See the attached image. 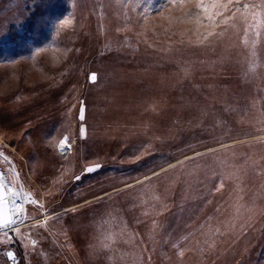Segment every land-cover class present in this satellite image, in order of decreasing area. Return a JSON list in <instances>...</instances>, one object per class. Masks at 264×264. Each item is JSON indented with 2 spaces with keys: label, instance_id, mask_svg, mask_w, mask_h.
<instances>
[{
  "label": "rangeland",
  "instance_id": "374dc122",
  "mask_svg": "<svg viewBox=\"0 0 264 264\" xmlns=\"http://www.w3.org/2000/svg\"><path fill=\"white\" fill-rule=\"evenodd\" d=\"M199 2L74 0L50 44L0 60V171L42 205H27L22 235L0 231V264H238L253 243L251 213L263 202L264 179L236 189L247 209L229 221L226 204L215 199L220 191H209L212 183L207 190L202 178L223 172L218 185L234 175L224 167L200 174L192 164L199 170L210 152L264 136L254 134L264 131V109L263 117L235 118L234 104L207 92L227 80L257 85L264 78V17L249 16L247 33L238 23L219 36L222 17L207 19L218 9L203 0L209 11L197 14ZM24 3L0 0V44L11 25L26 22ZM197 70L198 78H225L203 85L192 79ZM65 136L71 149L62 152ZM45 213L56 218L45 222ZM250 219L249 229L230 233ZM252 252V264H264V239Z\"/></svg>",
  "mask_w": 264,
  "mask_h": 264
},
{
  "label": "trees",
  "instance_id": "16d2710c",
  "mask_svg": "<svg viewBox=\"0 0 264 264\" xmlns=\"http://www.w3.org/2000/svg\"><path fill=\"white\" fill-rule=\"evenodd\" d=\"M73 1L74 0H25V9L28 13L27 20L23 25L10 26L8 38L4 43L0 44V60L16 58L21 55L30 53L36 48H43L44 46L50 44L53 40L57 25L62 19L70 14ZM200 70H197L196 73L191 76L192 79H198L199 82H201L203 85H206L210 80H213V82L216 81L217 84L218 80L222 81L221 79L223 77L225 78V76L217 77V79L208 77L198 78L197 73ZM259 76L260 77L258 81L260 82L257 85H254L255 83L252 84L247 82L242 83L241 85H236L233 82L227 80L228 83L224 84L223 87L219 86L216 88H207V92L208 94H213L215 92L217 94L215 95L216 98H221L222 101H228L229 103L234 104L230 107V111L234 110L235 118L236 116H241V118L244 119H252L255 118L252 115H255L257 113H261V117H263L264 113L262 114L261 110L264 109V78L262 73L259 74ZM197 91L202 92V88H197ZM257 101L259 104V109L254 108L253 106L255 103L257 104ZM256 132L257 133H254L255 135H261L264 133V131ZM210 138L212 137L204 138L203 142L215 141L213 138ZM212 153L216 154L214 155ZM209 154L210 155H206V157L203 156V160L205 161L203 162L204 164L199 166V170L197 169V166L195 164L192 165L196 172H200V174L202 172H213V170L209 171L210 168L215 169V171H219L221 167H224L226 169H229V172H227V174L234 175L233 177H225L224 181L218 185L215 184V181L221 179L219 176L223 172H219V174L217 175L215 173H209L208 176L202 178V183H207V188L205 187L207 190H209L210 188L211 189L209 191L219 189L220 192L215 194V199L217 198V201L219 200L224 205L226 204L225 206L223 205V208L227 209V211H224V213H229V221H233L230 218H234V216L236 214H239L241 210V212L245 213V209H247L245 208L246 203H242L241 205L236 197L234 198V196H237L236 194L238 193L236 189L244 188L245 186L247 187L250 183L258 182L259 179H264V136L260 137L259 139H253L252 141L246 143H231L225 145L224 147L218 148L217 150H214ZM186 170L187 169H183L182 172H186ZM257 172L262 173L257 174ZM189 182H191V180H189ZM198 184L199 182L196 178V186H198ZM210 184L211 187L209 188ZM221 184L223 185L222 187ZM196 186L194 187L196 192H198ZM222 189H224L226 192L225 198L218 199V196L221 193ZM257 194L258 193H256V195ZM245 198L249 199L248 197ZM262 210H264V196L263 202L251 213L252 215H255L257 222V225L254 228L255 236H253L252 238L253 243H250L249 248L246 252L244 249L239 254V257H241V259H239L240 261L238 262V264H252L254 258L249 256L255 254V252H252L254 244L257 240L264 239V236L259 235L261 232L264 235V220L262 222L261 220H257L258 215H260ZM246 219L241 220V222L246 221ZM252 221H254V219H250L248 223L244 222L238 229L237 226L232 228L230 233H238L239 231H241L242 229H246L247 227L249 229V225L252 223ZM63 226V224L61 225V223H59L58 230L61 229L63 231ZM252 228L253 227H251V229ZM107 234L108 233L106 231L103 232L106 242L99 239L98 243L103 244L105 242L107 245L112 246L116 242L112 241L110 236H107ZM180 239H183V237H181ZM67 240L70 241V238H67ZM60 252L63 254V256H65L62 249Z\"/></svg>",
  "mask_w": 264,
  "mask_h": 264
},
{
  "label": "snow or ice",
  "instance_id": "6c2138e0",
  "mask_svg": "<svg viewBox=\"0 0 264 264\" xmlns=\"http://www.w3.org/2000/svg\"><path fill=\"white\" fill-rule=\"evenodd\" d=\"M150 3L151 0H148ZM176 0H165V5H171L175 4ZM161 5L157 7L154 11L159 12L162 10L163 6ZM211 8L218 9L215 11L214 14H209L207 16V19L211 21H215L216 17H222L220 20V24L224 25L223 31L219 32L217 35L224 36L225 33L228 32L229 29H236L238 23H243L245 25V33L248 31L249 27V16H251L252 20L255 21L257 17H264V0H261L259 4H249V3H243L241 5V0H211ZM259 9L260 11H257ZM150 9L144 10V15L146 17L147 12ZM208 12L209 11V5L205 4L203 0H200V2L197 4V14L199 12ZM227 13H230L228 15ZM63 25L67 26L72 23L71 20L65 19L61 22ZM213 32H209L208 36H213ZM207 39V36L205 37ZM200 43H203V41H200ZM255 48V43H253V49ZM250 55L252 57L256 56L255 51L253 50ZM249 72L255 71V65L250 64L248 68ZM96 74L92 73L90 75V81L95 82L96 81ZM81 119H83V108H81ZM81 135L84 134V128H81ZM60 149L62 152L70 151L71 145L68 144V137L65 136L64 139L60 141ZM3 153L0 152V156H2ZM6 160H9V163H12L10 158L5 157ZM101 165H95L94 167H88L86 169L87 172H92L95 170V168H99ZM15 175H19L18 172L15 170V166L13 164L12 169H10ZM5 172L0 171V231H4L5 234L9 231L16 234V236L22 235L21 232V225H24L25 222L31 217L27 215V205H39V202L34 199L33 194L30 191H25L24 186L21 184L20 188L17 189L15 182L13 181H5ZM78 178V177H77ZM223 185L221 184V187ZM219 190V189H217ZM45 216V222H47L48 219H55L56 217H48L47 213L44 214ZM35 227V225H33ZM217 231H219L217 229ZM0 243H5V241H0ZM32 247L35 248L37 241L32 240L31 241ZM6 256L10 260L15 259V253L13 251H7ZM183 255V253H180Z\"/></svg>",
  "mask_w": 264,
  "mask_h": 264
},
{
  "label": "water",
  "instance_id": "95a60500",
  "mask_svg": "<svg viewBox=\"0 0 264 264\" xmlns=\"http://www.w3.org/2000/svg\"><path fill=\"white\" fill-rule=\"evenodd\" d=\"M11 264H14V262L12 261Z\"/></svg>",
  "mask_w": 264,
  "mask_h": 264
},
{
  "label": "bare ground",
  "instance_id": "6f19581e",
  "mask_svg": "<svg viewBox=\"0 0 264 264\" xmlns=\"http://www.w3.org/2000/svg\"><path fill=\"white\" fill-rule=\"evenodd\" d=\"M215 155V154H214Z\"/></svg>",
  "mask_w": 264,
  "mask_h": 264
}]
</instances>
